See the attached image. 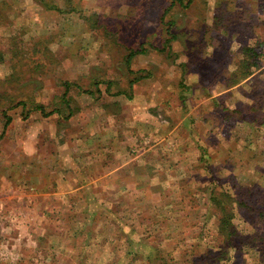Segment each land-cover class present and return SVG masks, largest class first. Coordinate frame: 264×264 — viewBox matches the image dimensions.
<instances>
[{
	"label": "rangeland",
	"instance_id": "1",
	"mask_svg": "<svg viewBox=\"0 0 264 264\" xmlns=\"http://www.w3.org/2000/svg\"><path fill=\"white\" fill-rule=\"evenodd\" d=\"M0 264H264V0H0Z\"/></svg>",
	"mask_w": 264,
	"mask_h": 264
},
{
	"label": "trees",
	"instance_id": "2",
	"mask_svg": "<svg viewBox=\"0 0 264 264\" xmlns=\"http://www.w3.org/2000/svg\"><path fill=\"white\" fill-rule=\"evenodd\" d=\"M131 55H132V54H131ZM37 109H41V110H42V109H43V106H42V105H38V106H37Z\"/></svg>",
	"mask_w": 264,
	"mask_h": 264
}]
</instances>
